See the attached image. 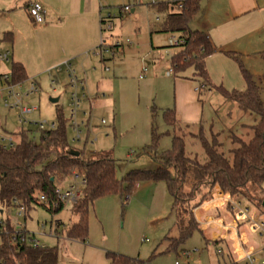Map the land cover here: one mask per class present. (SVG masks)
Segmentation results:
<instances>
[{"label":"rangeland","instance_id":"374dc122","mask_svg":"<svg viewBox=\"0 0 264 264\" xmlns=\"http://www.w3.org/2000/svg\"><path fill=\"white\" fill-rule=\"evenodd\" d=\"M35 1L0 0V51L10 49L13 52V60L0 62V73L9 72L11 76L13 61L24 65L27 78L17 82L11 76L10 83L22 96V106L32 108L24 113L27 121L23 125L19 120L21 108L7 107L0 99L1 133L12 135L18 142L20 137L17 132L26 129L30 130V137L38 142L43 130L40 122H45L46 129H49L53 122L59 123L58 114L62 113L67 119L69 143L86 154L111 151L116 159L118 179L131 170L158 168L157 161L146 150L153 125L162 134L160 153L171 148L175 134L181 135L180 127H172L165 122L163 111L168 108L175 109L184 131H187L186 152L200 162L207 159L202 142L196 136L200 132L209 139L215 136L220 142L218 151L229 158L232 157V150L240 145L235 137L245 142L253 137L251 126L258 121V116L244 112L236 102L226 100L218 89L220 86L228 90H243L246 87L241 63L225 53L229 49L208 57L210 84L205 87L200 80L193 79L192 69L183 75H167V71L172 69L171 57L181 49L172 46L170 39L180 34L161 31L167 11L161 10L159 4L176 0H37L44 4L47 11L57 9L59 12L44 24L36 23L30 14L29 5ZM217 1L203 0L202 10L191 23L193 29L202 30L207 18L222 19L228 6L221 0ZM126 5L135 8V11H125L123 8ZM101 18L113 22V32L106 26L104 28ZM93 20L98 23L99 41L91 50V55L102 61V64L95 65L98 71L106 73L89 80L87 86L85 82L84 92L91 98L88 100L86 95L82 99L74 116L82 131L81 140L74 141L68 75L64 71L56 73L53 68L57 63L55 58L64 46L84 40L85 36L81 33L84 31L77 28L90 26ZM256 29L254 38L260 35L257 40H264V24ZM251 30L250 26L249 32ZM8 33L12 34L11 40L5 38ZM112 34L124 44L115 54L106 53L104 57L107 60L121 59L118 72L113 67L115 61L109 63L97 54L103 37ZM111 41L108 38V42ZM237 53L245 68L260 82L264 101V59L260 53L249 57L243 52ZM103 62L108 64L104 68ZM77 75L86 81L78 72ZM121 80H124V86ZM32 82L37 84L38 89L30 93ZM7 87V82L0 81V90L4 94ZM104 91L107 94H103ZM55 98H58L57 102L52 101ZM64 180L61 185L68 186L72 176L59 177L58 184ZM215 190L218 191V186ZM237 199L243 207H249L251 216L264 221V184L262 189L250 188ZM193 204L194 201L189 204L191 209ZM173 206L174 198L166 182L142 180L130 194L122 198L118 195L103 196L90 206L89 235L85 242H71L67 237L70 226L78 221V216L72 212V203L64 205L57 213L38 205L21 219L30 232L37 234L41 244L58 247V264H104V260L109 261L108 252L139 259L143 264H245L227 255H219L211 241V227H202L204 216L215 219L222 216L231 221L230 212L228 217V213H219L217 209L206 213L200 210V229H194L177 252L167 251L169 238L178 235L183 215L182 208L173 209ZM17 210V207H4L0 218L9 217L15 222ZM185 217L188 220L190 216L186 213ZM236 218L238 222L246 223L243 229L249 235L251 225L247 217ZM60 221L64 224L57 228ZM42 222L46 223L47 233L57 228L58 238L42 233L39 228ZM87 246L104 250V256L100 257L98 251L89 254L84 249ZM258 258L261 263L264 252Z\"/></svg>","mask_w":264,"mask_h":264},{"label":"trees","instance_id":"16d2710c","mask_svg":"<svg viewBox=\"0 0 264 264\" xmlns=\"http://www.w3.org/2000/svg\"><path fill=\"white\" fill-rule=\"evenodd\" d=\"M202 2L176 0L159 4V8L167 11L161 31L179 32L183 40L180 51L171 57L173 73L183 75L192 69L193 79L200 80L202 87H205L210 84L207 59L218 51V47L206 32L191 27L192 21L202 10ZM10 36L12 34L8 33L5 38ZM225 53L241 63L246 87L243 90H228L220 86L219 91L226 100L236 102L244 112L258 116V121L251 126L253 137L249 142L235 137L240 145L232 150L231 158L218 151L220 142L215 136L209 139L202 132L196 136L202 142L207 159L200 162L191 158L186 152L187 131H184L175 109L168 108L163 111L165 122L169 126L180 127L181 135L175 134L171 148L160 153L162 134L153 125L151 141L146 145V150L157 161L158 168L131 170L118 179L116 159L112 152L86 154L84 150L73 147L67 138V119L59 113L56 128L42 130L38 142L30 137V130L21 129L17 132L20 139L14 147L0 145V211L3 212L4 207H16L18 202L24 205L26 212L38 205L53 213L59 212L64 204L59 202L55 192L58 178L71 176L77 171L85 179V184L82 196L72 208L78 221L70 226L67 237L85 242L89 235L90 206L98 198L108 195L122 198L142 180L163 181L174 198L173 209L182 208L183 211L178 235L170 237L167 246V251L177 252L193 230L200 229L193 209L207 199L216 186L232 198L245 194L250 188H263L264 101L260 82L245 68L237 52ZM260 55L264 59V51ZM11 76L17 82L27 78L21 62H12ZM42 195L45 200L41 199ZM192 201L193 209L189 206ZM186 213L190 216L188 220ZM15 233L13 221L9 217L0 218V264H58V247L46 245L35 248L16 241ZM106 256L110 264H143L139 259L122 254L108 252Z\"/></svg>","mask_w":264,"mask_h":264},{"label":"built area","instance_id":"2783aa9c","mask_svg":"<svg viewBox=\"0 0 264 264\" xmlns=\"http://www.w3.org/2000/svg\"><path fill=\"white\" fill-rule=\"evenodd\" d=\"M125 11L131 10L129 5L124 6ZM30 14L33 17L34 21L38 24L46 23V9L39 2H31L29 5ZM101 22L106 26V29L110 32H113V22L111 20H107L106 18H101ZM108 38H115V35H110L109 37H103L101 44L99 45L100 49L98 53L103 59H105L106 53L115 54L117 49L120 46H123V42L116 39L115 43H109ZM129 44H132L131 41L127 40ZM183 40L180 37L172 36L170 39V44L172 46H181ZM11 50H3L0 51V62H5L11 60ZM56 73L65 72L68 75L69 79V87L71 88V105H72V113H71V126L75 132V136L73 138L74 141L81 140V129L80 125L74 120V116L77 113L78 108L81 106L82 99L86 97L85 90V81L77 75L76 69L74 68L71 61H66L58 66L53 68ZM173 73V68L167 71V75H171ZM10 74H2L0 75L1 82H7L8 87L6 88V94L3 93V90H0V99H3L5 106L7 107H17L21 108L22 113L19 115V120L21 124L26 123V119L24 117L25 112H29L32 108H25L22 106V96L20 93L15 91V85L10 83ZM38 86L35 82H32L30 93L37 91ZM40 128L46 130V123L40 122ZM56 122H53L49 129L56 128ZM17 141L12 135H5L0 132V145L4 147H14ZM72 180L68 186L62 187L58 185L55 189L57 194V199L59 202L64 205L68 203H72L73 205L80 199L82 196L83 186L85 184V179L80 175L77 171L73 172ZM42 200H45V197L41 196ZM17 203V219L14 223L15 227V240L33 246L35 248L44 247L46 245L41 244L37 239V234L34 232H30L27 229V226L24 222H22V217L26 214V209L24 205ZM213 207H218V204L227 205L228 211L231 214H234L233 219L231 221H227V219L223 217H219L215 219L213 217H207L205 222L213 229L211 241L216 246V252L219 255H227L230 258L236 259L237 262H244L245 264H264V261L259 262L256 253L247 248V240L244 236V232L241 230L242 224L237 221L236 216H245L250 221L251 230L253 233H257L263 240L264 243V221L259 220L256 217L251 216V212L249 207H243L241 202L236 198H226L224 200L218 199ZM61 223L57 222V228ZM40 230L42 233L49 237L58 238V229L50 230L48 233L46 232L47 226L46 223H40ZM68 239V238H67ZM70 239V238H69ZM72 240V239H71ZM176 264H179L176 262Z\"/></svg>","mask_w":264,"mask_h":264},{"label":"crops","instance_id":"0c3cea01","mask_svg":"<svg viewBox=\"0 0 264 264\" xmlns=\"http://www.w3.org/2000/svg\"><path fill=\"white\" fill-rule=\"evenodd\" d=\"M219 1L220 0H218L217 2ZM221 1L224 4H227L228 6L225 15L222 17V19H218L217 17L215 18L216 20L209 18L205 19L202 27V31L206 32L209 38L211 39V41L213 42V44L218 47L217 52L229 49L230 51H234V52H240V53L243 52L245 53L246 56L249 57L252 54H258L264 51V40L262 41L257 40L258 38H261L260 35L259 36L256 35V37L254 38V34L257 33V29H256L257 26L264 24V0H221ZM37 2L42 4V6L46 9V7L41 1H37ZM131 11L134 12L135 8H131ZM57 13L59 14L57 9L52 10L50 12L47 11L46 9V22L49 19L50 20L53 19V17H55ZM93 19L95 18L93 17ZM250 26L252 28L251 32H249ZM77 29H81L82 31H84L81 32L85 36L84 40L83 41L80 40L79 44L69 43L68 45L64 46L63 49H61V52H59V54L55 58L56 60L55 62L57 63H54V65L56 66L66 61H71L78 74L81 75L83 78H85L86 80L85 82L87 86L89 80H92L98 74L104 75V73H106V72L100 73L98 71L95 65L96 63L102 64V61L100 60L97 61L96 58H94L91 55V50L97 46L99 41V30H98L97 20H93V23H91L90 26H85ZM12 38H13L12 36L8 37V39L10 40ZM111 39L112 41L110 43H115V40H113L115 38H111ZM121 49L123 50V48ZM2 50H9V49H2ZM11 53H12L11 60H13V52L11 51ZM103 60L105 61L107 59L105 58ZM107 61H110L109 63L115 61L114 62L115 64H113L115 72H118L120 70L121 59H114V60L109 59ZM15 62H20V61H15ZM106 65L108 64L103 62L102 68H104V66L106 67ZM2 74H9V72H4V73L1 72L0 75ZM121 82L122 85L124 86L125 84L124 80H121ZM107 91H104L105 93L103 94H107ZM92 94L94 96V93ZM89 98L91 97L88 95L87 99L89 100ZM85 111L87 112V109H85ZM64 182L65 180L59 183L58 185L62 187H66L64 185H61L62 183L64 184ZM228 197L230 198L228 194L222 193L219 188L218 191H216L214 188L208 199H205L198 207H196L195 210L196 218L198 219L200 210L206 213L207 211L217 209L219 213L222 212L228 213V217H230L231 215L230 218L233 219L234 214H231L230 212L229 215L227 205L218 204V207L215 208L213 207L214 204H212V202L216 203L218 199L224 200ZM208 217H212V216H208ZM206 218L207 216H204L203 224L198 219L199 223H201L202 227L204 228H206V226L208 227V224H206L205 222ZM60 223L64 224L63 221H60ZM240 223L242 224L241 230L244 232V236L247 240V244H246L247 248L254 251L258 258V256L264 252V244L262 238L257 233H253L251 227L249 234L251 237H249V235L246 234L245 230L243 229L246 226V223H242V222ZM212 233H213V229H212ZM255 236L256 238H254ZM74 241L76 240H71V242ZM84 249L89 254L90 252L91 254H93L98 251L100 257L102 255L104 256L105 253L104 250L102 249L97 250L95 248H92L91 246L89 247L87 246ZM104 264H109V261L104 260Z\"/></svg>","mask_w":264,"mask_h":264},{"label":"water","instance_id":"95a60500","mask_svg":"<svg viewBox=\"0 0 264 264\" xmlns=\"http://www.w3.org/2000/svg\"><path fill=\"white\" fill-rule=\"evenodd\" d=\"M53 102H57L58 98L52 99ZM78 154V153H77Z\"/></svg>","mask_w":264,"mask_h":264}]
</instances>
